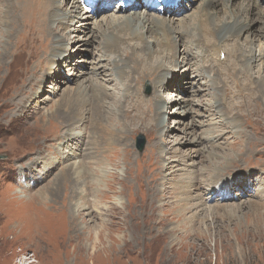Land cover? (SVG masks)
Here are the masks:
<instances>
[{
    "label": "rangeland",
    "instance_id": "rangeland-1",
    "mask_svg": "<svg viewBox=\"0 0 264 264\" xmlns=\"http://www.w3.org/2000/svg\"><path fill=\"white\" fill-rule=\"evenodd\" d=\"M167 1H171L168 6L175 5L174 16L185 18L184 23L196 14L202 2H212L219 10L222 6V0H181L179 4L177 0ZM258 1L264 9V0ZM132 2L75 0L71 8V0H0V7L4 8L0 13V42L5 44L4 49L8 46V51L13 48V54H17L12 57V52L5 51L9 62H4L0 69V264H264V240L259 238L264 233V223L247 208L254 202L264 203L261 199L255 201L260 194L264 195L263 93L261 97L250 95L238 109L228 103L235 119L225 115L219 123L207 122L214 111L199 104L200 100L204 101L200 94L192 95L185 90L205 89L208 84L215 85V79L209 69L205 71L203 63L206 62L196 55V49H189L190 42L185 37L175 46L176 61L165 63L162 77L152 79L154 83L162 79L164 84L175 86L174 90H165L164 86L159 89L158 108L154 106L157 88L149 87L148 80L143 81L140 90L145 97L139 94L147 103L136 109V115L131 114L134 105L130 101L131 92L137 93L135 84L132 87L125 84L123 91L107 89L115 98L105 101L121 104L124 114L111 110L115 114L114 125L123 116V120H130L132 124L148 123V126L130 131L126 134L127 141L121 138L123 142L107 144L106 130L111 132L109 120L102 116L101 128L87 116L89 113L85 116L83 112L81 125L88 131L79 136L83 140L80 147L75 151L62 136L56 139L64 131L62 122L72 120L58 113L49 120L46 116L55 110L57 101L65 94L67 79L73 80L70 86L92 79L84 78L83 72L88 75L92 72L94 65L88 62L89 56L100 42L91 39L95 23H106L116 3L128 6L120 13L123 17L133 16L135 11L143 12L144 6L136 5L137 8ZM9 4L12 5L7 9ZM57 10L64 15L90 14L84 27L90 37L85 39L83 35L82 43V39L70 43L82 37V33L63 32L67 46L61 54L50 58L52 31H58V26L52 27L51 18L58 16ZM155 15L167 17L162 12ZM249 17V34L236 39L245 54L247 44L257 43L261 36L264 14H260L256 5ZM34 20L37 23L33 25ZM136 23V30L144 34L153 48L145 27ZM174 25L181 23L176 20ZM255 52L257 55L258 50ZM183 55L188 58L181 59ZM219 59L233 62V58L226 61L223 54ZM49 62H52L50 70L45 72ZM261 62L263 65H259ZM73 65L76 69L72 74L69 69ZM107 68V74L117 73L111 65ZM259 68L264 71V51L250 68L255 81ZM202 72L205 76L197 83L195 74ZM42 73V78L38 77ZM32 77H38L35 80L40 86L34 94L31 87L35 90V85L28 88ZM97 81L108 88L114 86L113 81ZM22 88L24 91H20ZM209 92L220 95L210 88ZM210 97L209 94L206 99ZM192 117L202 121L203 127H190ZM231 123L234 129L229 128ZM220 128L226 132L217 141L202 138L205 131L215 136ZM138 135L143 138L141 148L137 144ZM88 136L93 143L86 147L84 140ZM79 150L81 154L90 152L83 158L84 197H75L78 190L74 180L67 181L65 176L61 186V174L58 177L62 167L70 163L76 167L79 158L70 153ZM92 154L103 160L94 161ZM97 165L102 172L95 170ZM189 179H192L189 193L177 194L176 187L185 185ZM40 191H45V195ZM156 191L158 197H152ZM221 206L224 209L238 206L239 216L232 221L218 216L213 220L210 213L214 208L223 212Z\"/></svg>",
    "mask_w": 264,
    "mask_h": 264
},
{
    "label": "bare ground",
    "instance_id": "bare-ground-1",
    "mask_svg": "<svg viewBox=\"0 0 264 264\" xmlns=\"http://www.w3.org/2000/svg\"><path fill=\"white\" fill-rule=\"evenodd\" d=\"M54 1L57 2V0H54ZM122 1L126 2L128 0H122ZM132 1H133L132 4L135 6L136 5L144 6L142 7V10L144 9L143 12L135 11L133 16L123 17L120 15V13L124 12L128 6H124L123 3L122 4L116 3L117 5L115 6V9L111 13H109V15H107L108 20L106 23H103V24L101 22L95 23L94 25L95 29L92 30L91 32V35H92L91 39L93 41L98 39L100 40V42H99L98 47L95 48V50L91 53L92 56H89L88 62H92L94 65L92 67L93 69L92 72H90L89 75L87 74V72H83L84 74H86L84 78H87V79L92 78V79L86 80L84 84L83 82L82 83L75 82L71 86L69 84L73 80L67 79L66 85H65L66 87L64 88L65 94L62 96L61 99L57 101L55 105L56 107L55 110L51 111L49 115L46 116L47 120H49L50 118L55 117L56 113H58V115L59 114H61L62 116L66 115V117L71 118L72 120V121L68 120L69 122H67V120H64L65 122H62L64 124L60 126L64 127V131H62V133L56 139L62 136V140H67V142L69 143V147L76 151V149L80 147L79 145L82 144V141H83L79 139V136L84 134L86 131H88L87 128H84L81 125L82 118H83V112L85 113V116H86V113L87 114L89 113V115L87 116L90 119H92L93 122H96L101 128L103 126L101 124L100 118L102 116H105L109 120L111 132L109 133L106 130L107 135L105 136L106 137L105 141L107 142V144L108 142L110 144L118 143L120 141L123 142L121 138L127 141L128 137L126 134L130 133V131H135V129H138L141 126L142 127L148 126L147 125L148 123H146V125H141V124L135 125L129 122L130 120L128 121L123 120L124 118L122 119V117L124 116V114H123L122 109H120L119 107V105L121 104L119 105L116 104L114 100H112L111 103L105 101L106 98H107L106 100H109L110 97H112L111 99L115 98L112 93L107 92V89L112 90V89L119 88L121 89V91H123L125 90L124 89L125 84L129 85L130 87H132V84L133 85L135 84L134 86L136 87L138 94L133 91L130 94V101L134 105V108L131 114L134 115L138 107L141 108L143 105L147 103L146 99H143V100L140 99L139 94L145 97L140 90H141V86L143 85V81L148 80L150 81L148 84L149 87L154 85L157 88L155 98H154V103H155L154 106L158 108L159 101H160L159 89H161L164 86L165 90H174L175 86L170 85V84H164L162 79H158V81L154 83L152 79H156L157 76L162 77V75L164 74L163 69L165 68V63L167 64V63L176 61L177 51H176L175 46L178 43V40L182 37H185V40L190 42V44H188L189 49H196V52H195L196 55L200 57L202 62H206L205 64L203 63L205 71L209 69L215 79V85L208 84V87H206L205 89H201V88L196 89L193 87L191 88L189 87L187 90H185V93H191L192 95L200 94L202 97H204V101L200 100L199 104L202 107L208 108V110L214 111V113L211 114L207 122L214 121L215 124L217 122L219 123V121H223V116L225 115H228L232 119H235V117H233V111L230 105H228V103L236 105L238 109L240 106L243 105V103L246 101V99L250 95H260L261 97V94L263 93L262 96L264 97V92H263L264 91L263 90L264 89V71H260V68L256 70V73H257V74L255 73L257 75L256 81L254 80V75L250 71V68L252 67L253 63H257L259 61V55L262 51H264V20L262 21L263 26L260 29L261 36L259 37L258 41L256 40L257 43L253 42L251 44H247L246 54L242 52V47L236 40L241 35L246 34L247 36L249 34V31H248L249 18H250L249 16L254 10V6L257 5L261 15L264 14V9L260 7L258 0H254L253 3H250L249 1L245 2L241 0H222L221 2L222 6L220 10L217 9L216 4H213L212 2H202L199 7V10L195 12L196 14L192 18H188V21L185 23H184L185 18L179 19L174 16V14L176 13V10L173 7L175 5L174 6L167 5V3L171 1H167V0H144V1L132 0ZM180 1L181 0H177L176 3L178 2L180 3ZM74 2L75 0H71V3H72L71 8L74 7ZM109 2H113V1H109ZM11 5L12 4H9L7 9L10 8ZM138 6L136 7L138 8ZM2 9L4 8L0 7V13L2 12L1 11ZM71 11L73 12L74 10H71ZM158 12L164 13L167 17L160 18V16H156L155 14ZM220 12L222 13L221 16L219 15ZM57 13H58L57 14L58 16L54 15L57 18H55L53 15H52L53 16L52 18L50 17L53 20V22L51 23L52 27L58 26L57 32L53 33L52 31V35L54 34V36H53L52 46L50 47L51 48L50 52L52 53V55L51 53H49L50 58L51 57L55 58L56 54H58L59 52H60L59 54H61L62 50L66 48L67 43L63 37V32L70 31L72 33H75V32L82 33V37H77L74 41L70 43L78 42L81 39H82L81 40V43H82L83 35L86 36L85 39L90 37V35L87 34L88 32L87 29L86 31L84 29L86 25L87 17H90V14H84L83 16H78V15L75 16L73 13L72 14L68 13L67 15H64L63 12H59L58 10H57ZM103 19H106V18H103ZM176 20H178V22L181 23V25L175 26L174 24L176 23ZM136 22L142 25V27H145L146 34L149 35L148 38L152 39L151 45H153V48L149 47L147 38L144 37V34L136 30V24H137ZM32 23L34 25L37 22L36 20H34L32 21ZM12 25H15V24L12 23ZM72 25L74 27L73 31H71ZM26 34H27V30L25 31L24 35ZM71 36L73 35H70V36L67 35V37H71ZM94 36L95 38H93ZM8 38L12 39L10 37ZM23 40H24V37H23ZM228 40H232L233 43L227 44ZM0 45H2L1 42H0ZM4 45H2V48L4 51L2 50V53H0V69L4 62H9L7 59L8 52H12V57L17 56V54H13V48H11V50L8 51V46L4 49ZM24 48L21 49V52L22 50H24ZM59 49L61 50L59 51ZM186 50L187 49L185 48V53H186ZM256 50H258L257 55L255 52ZM165 51H168L169 53H164ZM107 54H110V56L106 57ZM221 54L224 55V57L226 58V61L233 58V62H230V60L228 62L222 61L221 59H219V56ZM49 55L47 57L48 60L50 59ZM185 58L187 59L188 57H186V55L181 56V59H185ZM105 59H106V63H104ZM250 62H252V65L250 64ZM51 63L52 62H49L47 66V70L45 72H48L50 70ZM71 63L70 65H72ZM262 63L263 62H261L259 65H263ZM11 64L15 65L13 63ZM107 65H111L112 69L115 70L114 72H117V73L113 74L112 72H110L109 74H107V71H105L106 69H108ZM245 65H248V67ZM70 67L71 68L69 70H71L73 74L74 70L76 69V66L73 65ZM42 76H43V73L40 74L38 77L42 78ZM195 76H196L195 81L197 83H200L201 79L205 76V74L204 72L196 73ZM38 77L29 78V81H28L29 83L28 88L32 85H35V90H32V87H31V91L33 94L35 93L36 89L40 87L38 82H36L35 80V78H38ZM96 79L102 80L105 82L113 81L112 85L114 86L108 88V86L100 83ZM54 81H57V80L55 79ZM57 83L59 84V82ZM138 83H139V87L136 86ZM203 84H205V82H203ZM209 88L219 91L220 93L219 97L213 94L212 92H209ZM200 90L202 91L204 90L203 93H201ZM20 91H24V88L20 89ZM209 94L211 96L210 99H206V96H209ZM134 96L137 97L135 100L133 98ZM182 98H185V97H182ZM88 100H90L91 102H89ZM131 102L129 103L131 104ZM19 103H21V101H19ZM103 104L106 105L105 108ZM112 105H114V107ZM123 105L121 108H123ZM22 106L25 107L24 103L22 104ZM128 108L129 107H127V109ZM111 110H113L115 114L121 112L123 115L121 116V119L119 117L117 118L118 126L114 125V120L112 119V117L115 114H113ZM11 114L13 116V113ZM26 114L27 112L24 111L23 117H25ZM156 121H157V124L159 125L160 124L158 123L159 117L156 119ZM55 122L59 125V121H55ZM57 124H53L52 126L56 127ZM191 125H193V127L196 125L203 127V122L196 121L192 117L190 120V127ZM229 128L234 129L235 128L234 124L231 123ZM222 131L223 133H221ZM225 132L226 131L220 128V130L218 131V134L214 136L208 131H205L206 135L202 136V138L205 140L207 139V140L217 141L218 137H220L221 135L223 136ZM190 134H193V131H191ZM98 141H95V142L98 143ZM91 142H92V137L90 136L86 137L84 140L86 147L87 145L90 146V144L93 143ZM89 153L90 152L81 154L80 150L77 153L72 151L70 153V156L71 155L72 157L77 156V158H79L76 162V167L73 168L75 163H72V164L70 163L62 167L60 172L58 173V177H59V174H61L60 176V179L62 180L61 186L65 183L64 182L65 176L67 177V181L69 180V178H71V180H74L76 182V184L74 185L77 188L78 192L76 193L75 197H84V195L86 194V193L84 194V190L86 189L85 188L86 183L84 179L85 176H84L83 158L85 157V155ZM70 156H67V157H70ZM90 157L93 158L94 161L103 160V158L98 157L97 154H92ZM99 166L97 165V169L95 170L98 172L100 171L102 172L103 170L99 168ZM56 177L57 175L55 176V178ZM54 181L55 180L52 181L51 185H54L53 183ZM182 186L184 187L181 189ZM182 186L176 187L175 189L176 193L182 194V195L189 193V187L192 186V179L187 180L186 184ZM47 188L48 186L45 189ZM158 191L159 193L161 192V190H158ZM38 193H40L41 195L43 193V195H45V191L43 192L40 191ZM151 196L158 197V192L157 191L153 192V195ZM260 199L261 201H264V195L260 194L259 197L255 201H258ZM247 208H249L251 212L256 215V218L258 221H262L264 223V203L254 202L253 204H249ZM238 209H239L238 206H236L235 208L227 206L225 209H224V206H221V210L223 212L217 211L214 208L213 210L215 211L210 213V217L213 218V220L216 216L221 217V218L227 217L229 221H232L231 219L234 220L235 218L239 216L240 212L237 213ZM221 225L222 223L219 226ZM259 238L264 240V233L261 236H259Z\"/></svg>",
    "mask_w": 264,
    "mask_h": 264
},
{
    "label": "water",
    "instance_id": "water-1",
    "mask_svg": "<svg viewBox=\"0 0 264 264\" xmlns=\"http://www.w3.org/2000/svg\"><path fill=\"white\" fill-rule=\"evenodd\" d=\"M142 140H143V138L140 135H138L137 136V144H138V147L139 148L142 147V142H143Z\"/></svg>",
    "mask_w": 264,
    "mask_h": 264
}]
</instances>
